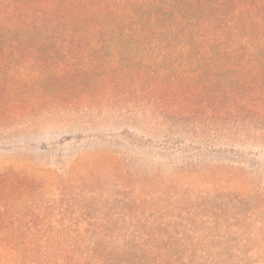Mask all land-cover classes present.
<instances>
[{
	"label": "trees",
	"instance_id": "trees-1",
	"mask_svg": "<svg viewBox=\"0 0 264 264\" xmlns=\"http://www.w3.org/2000/svg\"><path fill=\"white\" fill-rule=\"evenodd\" d=\"M133 102L172 124L129 136L161 157L189 158V138L264 143V0H0V126L38 104ZM115 161L80 157L49 189L17 179L0 213L12 264H264V188L243 171L133 183Z\"/></svg>",
	"mask_w": 264,
	"mask_h": 264
},
{
	"label": "rangeland",
	"instance_id": "rangeland-1",
	"mask_svg": "<svg viewBox=\"0 0 264 264\" xmlns=\"http://www.w3.org/2000/svg\"><path fill=\"white\" fill-rule=\"evenodd\" d=\"M85 105L73 106L71 111H62L59 107L48 108L38 104L15 112L11 122L0 126V213L3 202L7 214L13 212L17 179H40L49 189L55 183L74 177L77 159L90 154L114 156L115 165H120L121 173L133 183L146 179L169 180L182 172L204 173L223 165L234 171H243L247 181L264 188V143L253 140L254 135L250 140L234 143H220L217 138H189L185 144L189 158L177 153L161 157L156 154L153 145L138 146L134 143V137L129 136L135 134L162 141L171 128L170 122L161 123L157 114L145 113L138 102H133L121 115L113 103L92 108ZM125 131H128L127 134ZM173 133L178 136L181 132ZM243 133L253 134L248 131ZM212 145L234 147L240 152L239 157L233 159L236 163L225 162L232 155L207 149L197 151L188 147L207 148ZM101 171L100 168L95 169L96 174ZM74 179L75 182L79 180ZM48 195L49 199H53L57 193ZM0 264H12L11 218L3 222L1 215Z\"/></svg>",
	"mask_w": 264,
	"mask_h": 264
}]
</instances>
